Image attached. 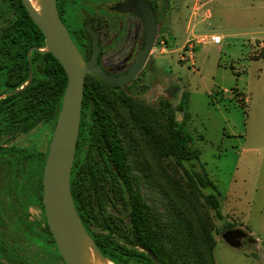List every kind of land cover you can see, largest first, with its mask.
I'll return each mask as SVG.
<instances>
[{"label": "rangeland", "instance_id": "obj_1", "mask_svg": "<svg viewBox=\"0 0 264 264\" xmlns=\"http://www.w3.org/2000/svg\"><path fill=\"white\" fill-rule=\"evenodd\" d=\"M116 1L58 0L85 56L81 21L84 13L93 16L104 46L102 63L112 70L131 61L139 42L135 19L102 10V5ZM10 2L11 34L4 31L0 36V88L9 73V60L12 69L31 57L42 61L45 49L19 1ZM156 10L160 22L155 43L133 82L112 88L87 75V109L92 116L87 122L84 115L73 176L82 214L86 219L92 214L88 200L92 195L86 191L92 183L102 192L106 179L113 187L114 170L106 171L107 162L122 171L125 186L136 195L138 238L153 243L166 264H204L200 255L205 254L214 264H264V0H156ZM215 33L223 35L221 43H206ZM57 72L55 64L45 66L42 79L20 70L24 80L16 91L28 89L0 118V148L11 146L14 163L31 166L29 177L36 187L40 172L32 166H39L48 147L61 94ZM183 91L188 93L191 145L199 152L193 163L176 148L181 113H166L163 104L167 101L176 108ZM130 106L138 109V117ZM161 109L163 118L158 121ZM202 169L216 186L218 201L211 187H201L192 176L193 170ZM123 211L127 219L126 199ZM95 220L112 229L105 236L107 231L91 228L101 233L90 236L92 243L97 246L94 239L100 238L107 254L115 256L122 247L141 251L126 229L127 220L107 219L99 212ZM230 228L246 232L238 248L221 236ZM4 229L0 226V233ZM20 236L5 233L8 243L14 239L24 250H8L0 264H64L40 229L32 231L30 241ZM107 258L121 264L110 255Z\"/></svg>", "mask_w": 264, "mask_h": 264}, {"label": "water", "instance_id": "obj_2", "mask_svg": "<svg viewBox=\"0 0 264 264\" xmlns=\"http://www.w3.org/2000/svg\"><path fill=\"white\" fill-rule=\"evenodd\" d=\"M32 21L44 37L45 49L63 67L67 76L60 109L48 146L42 173V201L48 228L57 250L66 264H89L84 260L87 248L106 258L85 229L77 213L71 193V170L78 137L85 77L93 74L109 85L131 82L145 65L157 34L158 23L150 4L145 0H126L116 5L118 10L135 13L143 23L144 43L125 73L111 75L98 65L100 48L98 35L90 23L84 29L88 33L91 52L84 59L62 22L56 0H39L37 11L30 0H21ZM231 247L238 248L246 232L241 228L226 229L221 234ZM253 240L252 238L249 239ZM153 260L162 264L148 248L141 247Z\"/></svg>", "mask_w": 264, "mask_h": 264}, {"label": "flooded vegetation", "instance_id": "obj_3", "mask_svg": "<svg viewBox=\"0 0 264 264\" xmlns=\"http://www.w3.org/2000/svg\"><path fill=\"white\" fill-rule=\"evenodd\" d=\"M10 1L11 0H0V36H2L4 31L6 32V35L9 37L11 34L10 30H11V26L13 23V12H12V6H11ZM125 1L126 0H117L116 2H113L112 4H110L108 6L106 5L105 7H103V5H102V7H101L102 10L104 9L107 13L115 14L116 16L126 15L129 17H132L136 21L135 25H137L139 28V33H138L139 34V42L137 44V50L134 53L133 58L128 63L124 62V66H122V68H119L118 70H112L113 68H107L102 63V53L104 51V46L102 45V43L100 41V36H99L97 28L94 24L93 16L88 14V13L87 14L84 13L85 18H83L81 21L84 40H85L84 44H85V47L87 49V56L84 55L83 46L80 47L81 48L79 50L80 53L82 54L83 57H85V59L89 58V55L91 52V47H90L91 40H90L88 33L85 31L84 27L88 23H90L93 30L98 35V45L100 48V53L98 56V65L105 72H107L108 74H111V75H119V74L125 73L128 70V68L131 66V64L134 62L138 51L141 49V47L144 43V28H143L142 20L133 12L122 11V10H118L116 8L117 4L123 3ZM145 1H147L150 4V6L152 7V9L155 13L156 22L158 23V27H157V32H158L160 19L158 17L157 10H156V0H145ZM56 6H57L58 14H59L62 22L66 26L71 39L77 40L75 38L74 33L70 30V28L68 27L64 17L62 16V14L60 12L58 0H56ZM98 8H100V6H97L95 8V10H98ZM99 10H101V9H99ZM84 33L89 38V44L87 43V38H86V35ZM156 36H157V34H156ZM156 36H155V38H156ZM74 40H73V42H74ZM7 42H8V38H7ZM154 43H155V40H154ZM154 43H153V46H154ZM153 46H152V49H153ZM150 53H151V51H150ZM150 53H149V55H150ZM29 60H30V58L28 59V61ZM129 60H130V58H129ZM6 65H7V69H9V73L6 76V80L4 82L3 88H0L1 89L0 90V99L4 98L8 94H11L12 92L16 91V89L20 88L23 84V82H22L15 89H13L11 91L9 90L10 79H8L9 78L8 76L12 73L13 69H12V63L10 60L7 62ZM0 68H2V65H0ZM30 72H31V70H30ZM0 73H2V71H0ZM134 79L131 82H133ZM131 82L124 84V85H118V86L117 85H109V84H107V85H109L112 88H119L121 86L128 85ZM60 105H61V103H60ZM84 115L85 114L82 113V107H81V117H80L79 131H78V137H77V142H76V147H75L74 160H73V165H72V170H71V178H72V176H74V172L76 169V155H77V150H78L77 143H78V140L80 139V133L82 132V120H84ZM54 125H55V123H54ZM53 129H54V127H53ZM2 137L3 136L0 135V139ZM48 146H49V144H48ZM10 148H11V146L7 147V148H4V147L0 148V226L5 228L4 232L6 234L10 233L12 235L13 232H16V235L20 234L21 238L29 240L31 238L32 231H35L36 229H40V231L42 233H45V229H46L47 221H46V216H45V211H44V206H43V201H42V173H43L44 165H43V167H41V161L44 158V163H45V158L47 155L48 147H47L46 151H44L41 154L42 159L40 160V163L38 164L39 166H36V167L32 166V168L35 169L36 172L38 170L40 172V173L38 172L40 182H39V186L37 185V187H36L35 182L32 183V181L30 180V177H29V172H30L31 166L28 163L23 164V165L15 164L14 163V157H13L14 151H13V149H10ZM44 155H45V157H44ZM122 166H123V163H122ZM105 168H106V171H108L110 168H112L115 172V175L113 174L114 182L112 183L114 188L112 187L110 189V186H109L110 181L107 179L105 180V187H104L105 191L104 192H102L99 189L97 191V188L95 187L94 183H92L90 185L91 187L89 188V191L88 190H86V191H87V193H89L90 195L93 196V197L91 196L90 198H88L89 210L92 214H90L89 218H87V219L82 214L80 203L77 201V195H78L79 191L76 190V192H75L74 185L72 188L71 180H70L71 193H72L75 208L77 210V213H78V215L81 219V222L83 223L85 229L87 230L88 234L92 237H94V235L97 236L98 234H101L100 232H97V233L93 232V230L91 229L92 226L93 227L97 226V228H99V231H101V230L107 231L105 236L110 234V231H112V229H109V228L107 229V227H108L107 224L96 222L95 214H97L98 212L103 213L105 215V218H107V219L113 218V220H114L116 218L118 220L121 217V220H123V223L126 220V217H125V214L123 211L124 200H125V190H126L125 181L123 178V173H122V171L118 170L116 168V166L114 167V164H113V166L108 165L107 162H105ZM115 187H116V191H117V197L114 196ZM109 190H112V193H113L111 197H109V193L106 194V192H109ZM110 207H111V209H110ZM104 226L106 228H104ZM114 230H117V229H114ZM4 232L2 231L0 233V252L6 253V252H8V250H10V251H14V250L18 251V249L21 251L24 250L23 247H20L16 244L14 239L11 240L10 243H8V238L5 237ZM50 234H51V232H50ZM50 236H52V234ZM11 237H13V236H11ZM52 238H53V236H52ZM94 240L97 243V245L100 246L102 249L105 248V245L102 243L100 238L94 239ZM37 244L40 245L41 242L38 240ZM53 245L55 246V248L57 250L55 241H54ZM135 245L142 252L146 253L141 247H144V248H147V247L143 246L142 244L138 243L137 241H135ZM148 249L151 250V248H148ZM57 252H58V250H57ZM60 258L63 260L62 257H60ZM63 262H64V260H63ZM64 264H66V263L64 262Z\"/></svg>", "mask_w": 264, "mask_h": 264}, {"label": "trees", "instance_id": "obj_4", "mask_svg": "<svg viewBox=\"0 0 264 264\" xmlns=\"http://www.w3.org/2000/svg\"><path fill=\"white\" fill-rule=\"evenodd\" d=\"M18 1H19L20 7L22 8V10L25 14V18H27L32 25V30H33L35 36L40 38L42 41H44V37H43V34L41 33L40 29L37 27V25L30 18L28 12L26 11L23 4L21 3V0H18ZM15 19H16V16H15ZM86 38H87V43L89 44V38L87 35H86ZM72 40H74V39H72ZM74 42H75L77 48L80 50L81 44L77 40H74ZM42 57H43L42 61L37 60L34 57H31L29 61L25 60V61L18 62L14 66L12 73L8 76L9 77L8 79H10L9 90L11 91V90L15 89L16 87H18L23 82L24 78L19 75L20 70H26V71L31 70V73L33 76H36V77H39L42 79L44 77V69H45L46 65H48V64L57 65L58 66L57 76L62 82V88H61V94H60V98H59V102H58V107L56 110L55 119H54V123H55L58 111L60 109L61 98H62L64 89L66 86L67 76H66V73L64 72L63 67L60 65V63L54 58V56L50 52H48V51L43 52ZM87 75L85 77V85H84V92H83L82 113L87 116V122H88V120L92 116V112L87 109V105L90 101L89 93H88V90L86 88ZM27 89L28 88H23V89L18 90L16 92H12L11 94H8L4 98L0 99V118L2 117L5 110L12 105L14 99L16 97H18L19 94L26 92ZM55 89H56V87H55ZM55 89H53V91H55ZM50 94L51 93H49V95ZM163 104H164V109H165L166 113L178 111L182 115L181 120H180V122L176 128V131H177L176 132L177 133L176 148L178 149V152L179 151L182 152V150H183L185 153V155L183 157L189 163H193L194 161L199 160V152L197 149L192 148V145H191L192 135H191V132L187 128V120L189 118V114H188V93H187V91L182 92L179 104L176 108L171 109V106L167 101H163ZM132 110L135 113L136 112L138 113V109H136L135 107H134V109L132 108ZM137 113H136V116L138 117ZM162 118H163V110L161 109V110H159V114H158L157 119H158V121H160ZM173 123H174L173 126H175L174 121H173ZM83 124H84V120H82V128H83ZM145 126L149 127L148 125H145ZM82 135H83V130L80 133V139H81ZM80 139L78 140L77 147L79 146ZM44 157H45V155H44ZM43 165H44V158L41 161V167H43ZM113 174L115 175L114 171H113ZM192 176L200 184L201 187H203V188L211 187L214 190V192H212L211 195L217 201L219 200L217 198V195L219 194V192L217 191L216 186L212 183V181L207 176L205 170L202 169L201 173L198 172L197 170L196 171L193 170ZM73 185L74 184H73V176H72V178H71L72 188H73ZM125 187H126L125 199H126V203H127L128 207L130 209V213L128 214V218L126 219L127 220L126 221V229L129 231V234L132 237V239H137L138 243L142 244L143 246H145L147 248H151V250L159 258V260L162 262V264H166L165 261L160 258V255L156 249V246L153 243H151L149 240L147 242H144V239L138 238L139 236L136 233V222H135L136 221L135 220V217H136L135 214H136V212H138V201H137L135 193L131 190V188H129L128 185H126ZM45 234L47 235L49 242L51 244H54V240H53L52 236H50L51 234H50V231L48 229L47 224H46ZM97 247L104 256L108 257L110 255L111 257H114L115 261H117L118 263H121V264H130V263H128V260H127L128 258H132L134 260V262H136V263L154 264L151 257L142 251L127 249V248L122 247V248H120L118 253L115 252V256H114L112 254H107V252L104 249H102L100 246L97 245ZM121 249H122V251H121ZM3 255L4 254L2 252H0V257H2ZM200 258H201L202 262H204V264H214L211 257L207 254L200 255ZM211 261H212V263H211Z\"/></svg>", "mask_w": 264, "mask_h": 264}, {"label": "bare ground", "instance_id": "obj_5", "mask_svg": "<svg viewBox=\"0 0 264 264\" xmlns=\"http://www.w3.org/2000/svg\"><path fill=\"white\" fill-rule=\"evenodd\" d=\"M30 1L33 7L38 11L40 9L39 0H30ZM84 260L89 264H114L113 261H111L107 257L103 258L97 255V253L91 248L86 249L84 253Z\"/></svg>", "mask_w": 264, "mask_h": 264}, {"label": "built area", "instance_id": "obj_6", "mask_svg": "<svg viewBox=\"0 0 264 264\" xmlns=\"http://www.w3.org/2000/svg\"><path fill=\"white\" fill-rule=\"evenodd\" d=\"M210 40L215 43V44H219L221 43V35H218V34H213L211 37H210ZM193 64V63H191Z\"/></svg>", "mask_w": 264, "mask_h": 264}, {"label": "crops", "instance_id": "obj_7", "mask_svg": "<svg viewBox=\"0 0 264 264\" xmlns=\"http://www.w3.org/2000/svg\"><path fill=\"white\" fill-rule=\"evenodd\" d=\"M203 5H205V3H204ZM215 34H216V33H215ZM220 35H221V34H220ZM221 36H222V38H223V35H221ZM205 42H206V43H210V44L213 43L210 39L206 40ZM253 226H254V225H253ZM250 234H251V233H250ZM251 235H252V238L254 237L255 240H257V241L259 242V240L256 239L257 237H255L253 234H251ZM259 248H260V247H259ZM261 253H262V255H264V251L261 250Z\"/></svg>", "mask_w": 264, "mask_h": 264}]
</instances>
